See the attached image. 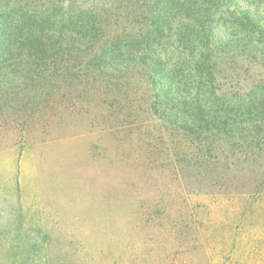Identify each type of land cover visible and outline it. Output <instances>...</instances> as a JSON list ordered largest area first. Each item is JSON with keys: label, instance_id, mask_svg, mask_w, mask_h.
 <instances>
[{"label": "rangeland", "instance_id": "rangeland-1", "mask_svg": "<svg viewBox=\"0 0 264 264\" xmlns=\"http://www.w3.org/2000/svg\"><path fill=\"white\" fill-rule=\"evenodd\" d=\"M16 1L38 12L51 7ZM121 1L62 6L85 14L89 26L90 16L95 28L100 19L104 33H137L131 11L138 10ZM222 1L228 18L246 10L264 27V0ZM180 5L176 26L192 29L179 70L183 93L170 92L164 74L129 66L124 51L99 57L104 39L81 45L90 52L64 51L43 74L15 66L0 76V264H233L234 248L237 264H264L258 34L245 26L237 37L249 39L239 42L230 35L236 25H215L214 43L244 52L208 56L188 3ZM187 109L194 120L182 114Z\"/></svg>", "mask_w": 264, "mask_h": 264}, {"label": "trees", "instance_id": "trees-1", "mask_svg": "<svg viewBox=\"0 0 264 264\" xmlns=\"http://www.w3.org/2000/svg\"><path fill=\"white\" fill-rule=\"evenodd\" d=\"M45 1L50 2L51 7L38 12L37 9H29L16 0H0V76L2 78L11 73L10 70L15 66L25 68L29 72L38 70V72L43 74L45 71L58 66L56 60L61 57L64 51L68 53L90 52V48H81V45L104 39L108 45L101 47L99 57L104 58L107 56L111 61L114 58H118L115 54H121L124 51L129 56H132L129 57L131 61L129 66H144L149 71L154 72V77L164 74L165 79H167L166 82L169 84L170 92L173 91L177 94L180 91V93H183L179 70L181 63L185 61V54L190 53L192 49L188 37V33L192 29L191 26H185L183 28L184 32H182L181 27L176 26L180 12L178 7L183 8L180 5L181 2L188 3L184 10L188 14L189 20L197 28V35L203 43L204 53L206 52L205 54H208V56L213 51L221 53L229 52L230 50L238 53L244 52V46H232L229 41H218L219 44L214 43L215 25H220L227 30L236 25L239 31L230 33V35L235 36L239 42H242L243 39H249L247 34L240 38L237 37L242 34L241 32L245 29V26L249 27L252 32H257L258 35L255 42L259 44V52L264 56V27L261 26L262 20L253 17L246 10L240 13L239 18H228L227 13L223 11L226 1L165 0L161 6L160 3L153 4L152 1L147 2V0H120L128 6L126 10H129L128 8L138 10L137 13L130 10L135 19L134 27L137 28V33L131 34H125L123 30L121 31L122 33L118 31L104 33L100 19H98V28H95L96 24L94 22L97 20L92 16L89 19L95 21L89 26L84 21L85 14L77 12L75 14L77 16L73 17L74 14L71 9H64L63 6L67 0ZM262 1L244 0L246 6L254 3L256 4L255 6H258ZM52 3L57 4L54 6ZM140 3L142 4L140 5ZM140 19L143 20V23L139 22ZM68 41L71 49H63L62 44ZM76 43L79 46L77 48L75 47ZM228 45L231 46L229 47ZM173 58L175 63L173 70L170 71V64ZM105 60L108 61L107 59ZM19 61L22 62L19 63ZM105 65L88 61V66L93 68ZM154 114H158L159 118H164L156 110ZM182 114L192 118V120L195 119V114L192 110H183ZM165 120L167 119L165 118ZM180 128L187 133H193L186 126ZM206 130L208 131V129ZM225 136L228 139L234 138L232 133H225ZM227 251L232 252L229 256L235 259H233V264H237L238 251L236 248L228 249ZM221 254L226 256V251H222ZM222 258L224 259L225 257ZM191 264L195 263L192 262Z\"/></svg>", "mask_w": 264, "mask_h": 264}]
</instances>
